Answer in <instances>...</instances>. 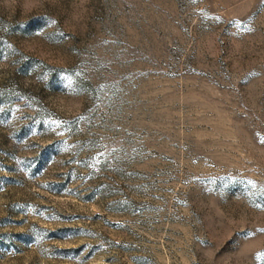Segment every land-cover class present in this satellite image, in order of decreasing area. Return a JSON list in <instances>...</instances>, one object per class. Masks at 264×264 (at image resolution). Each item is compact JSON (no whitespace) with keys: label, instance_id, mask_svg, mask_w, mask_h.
<instances>
[{"label":"rangeland","instance_id":"1","mask_svg":"<svg viewBox=\"0 0 264 264\" xmlns=\"http://www.w3.org/2000/svg\"><path fill=\"white\" fill-rule=\"evenodd\" d=\"M0 264H264V0H0Z\"/></svg>","mask_w":264,"mask_h":264}]
</instances>
